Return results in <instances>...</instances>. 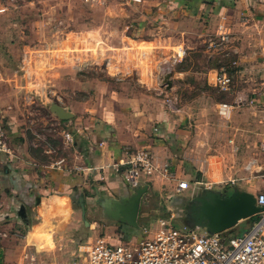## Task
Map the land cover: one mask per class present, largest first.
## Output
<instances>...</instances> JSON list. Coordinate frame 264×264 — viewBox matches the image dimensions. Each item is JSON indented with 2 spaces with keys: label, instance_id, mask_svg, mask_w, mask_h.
Returning <instances> with one entry per match:
<instances>
[{
  "label": "rangeland",
  "instance_id": "1",
  "mask_svg": "<svg viewBox=\"0 0 264 264\" xmlns=\"http://www.w3.org/2000/svg\"><path fill=\"white\" fill-rule=\"evenodd\" d=\"M124 1L106 0L105 4L110 2L112 6L110 13H102V7L98 5L103 2L90 5L83 0L16 1L0 12V70L4 71L0 102H4V110H14V127L29 142L38 159H44L43 150H50V156L45 158L55 163L58 157H66L72 151L68 144L65 145L63 131L59 136L65 121L55 114L56 107H60L62 112L76 114L81 112L84 104L100 108L108 102L113 106L112 101L122 102L120 100L125 97L139 94L153 100L159 104L171 129L177 130L180 139L177 157L182 159V164L188 163L199 173V180L196 183L191 181L192 185L184 192L188 202L180 206L169 204L167 199L163 200L156 193L154 200L148 198L146 203L154 209L150 213L154 222L144 226L151 228L158 219L169 220L171 224H189L193 219L187 206L191 194L201 195L207 189L229 193L243 187L256 191L257 186L264 184V155L258 145L264 121V26L247 28L240 36L230 30V36L217 46L220 48L217 51L206 46L211 35L202 41L192 29L187 37L193 40L186 53L173 64L174 72L154 77L157 87H147L146 91L138 94L139 82L134 75H124L118 70L111 74L107 71L111 65L96 58L105 49H114L116 65L125 58L119 59L116 49L127 18L124 13L120 15L119 7L132 6L137 2ZM105 18L112 20L106 30L100 25ZM89 22H92L91 26H88ZM72 28L77 31L75 39L78 42L72 45L69 40L62 44L57 42L65 33H71ZM104 34L109 36L107 42ZM91 36V42H86L85 38ZM164 48L168 50V47ZM72 50L79 53L88 51L94 57L86 59L84 54L79 60L75 55L70 56ZM141 62L148 65L151 72L160 64L167 63L160 59L153 64L147 58ZM220 67L233 79V86L226 93L215 89L210 80L213 69ZM55 69L65 76H69L68 71L72 70L74 78L81 84H76L79 87H74L72 92L39 91L40 87L57 85ZM238 88L248 97L233 106L232 91ZM220 102L231 105L228 115L222 116L217 112ZM9 118L6 113L0 116V125L7 140L12 129L6 122ZM184 167L178 168V175L189 178L183 172ZM72 205L77 207L76 202ZM171 212L175 214L171 216ZM248 224V219H241L223 233H241ZM201 228L206 230L204 226ZM26 230L27 221H21L15 230L10 226L4 231L13 232L12 238L9 237L10 243L22 237ZM36 261L35 264L47 263L41 256Z\"/></svg>",
  "mask_w": 264,
  "mask_h": 264
},
{
  "label": "crops",
  "instance_id": "2",
  "mask_svg": "<svg viewBox=\"0 0 264 264\" xmlns=\"http://www.w3.org/2000/svg\"><path fill=\"white\" fill-rule=\"evenodd\" d=\"M105 2L98 6L102 7V13H110L112 6L110 2ZM10 4L0 0V8H3L0 12ZM119 9L120 15L124 13L127 18L116 49L119 59L125 58L116 65L114 49H105L96 58L111 65L107 69L111 74L118 70L124 75H134L139 82L138 94L146 91L147 87H157L154 77L174 72L173 64L179 59L172 58L173 47L181 45L186 50L193 40L187 37L192 29L198 39L205 41L220 25L231 32H238L239 36L244 35L247 28L264 26V0H137L132 6H120ZM111 21L105 18L100 25L106 30L107 26H111ZM91 25L92 22H89L88 26ZM76 32L72 28L71 33H65L57 42L62 44L69 40L71 45L78 42ZM103 38L107 42L108 34H104ZM91 39L92 36L86 37L85 41L91 42ZM164 47H168V50ZM84 54L86 59L94 57L91 52L79 53L74 50L70 56L75 55L80 60ZM146 58L153 64L160 59L167 63L160 64L151 72L149 66L141 62ZM72 70L68 71L69 76H65L55 69L57 85L40 87L39 91L72 92L78 86L76 84H81L80 80L74 78ZM3 79L4 71L0 70V88ZM239 90L242 92V89ZM246 97L248 94H244V100ZM120 101H112L113 106H109L108 102L103 103L100 108L84 104L80 113L65 112L68 118L63 119L65 122L59 136L62 131L70 134L71 142L62 138L72 151L66 157H58L55 163L45 158L50 156V150H43L44 159H38L29 142L14 127V110H4V102H0V112L4 111L0 116L6 113L10 117L6 122L12 128L7 140L10 152L0 151V264H23L21 257L26 250L33 254L34 261L41 256L46 264H67L77 248L92 242L97 236L116 243L139 238L142 227L154 222L150 214L154 209L147 206L148 198L154 200L156 193L163 200L167 199L169 204L178 206L180 202L176 196L187 195L184 194L187 188L174 190L175 179L137 173L139 186H147L139 198L135 226L119 220L114 203L121 204L133 192L130 183L123 178V171L127 167L123 162L131 152L140 146L150 147L155 162L165 164L170 176H177L178 168L184 165L182 159L177 157L179 153L176 149L180 141L177 130L171 129L159 104L141 94ZM180 177L189 180V185H192L190 176ZM262 186L264 184L257 186L256 191L247 187L240 190L254 195ZM78 195L82 196L84 216L76 201ZM196 196L191 194L189 200ZM73 202L77 203L76 208ZM255 216L258 217L257 214ZM21 221H27L25 234L9 243L13 232L4 230H9L10 226H14L15 230ZM251 222L249 220V224Z\"/></svg>",
  "mask_w": 264,
  "mask_h": 264
},
{
  "label": "built area",
  "instance_id": "3",
  "mask_svg": "<svg viewBox=\"0 0 264 264\" xmlns=\"http://www.w3.org/2000/svg\"><path fill=\"white\" fill-rule=\"evenodd\" d=\"M5 1L13 4L24 0ZM103 1L83 0L90 5ZM230 33L224 26H218L217 31L207 39L206 46L215 51L219 50L217 46L226 41ZM173 51V59H179L186 53L181 45L173 47ZM210 80L215 89L222 93L229 92L233 86V79L222 67L213 70ZM232 93L231 105L244 101V93L241 90H233ZM231 105L220 102L217 105V112L226 116ZM62 136L66 142H71L68 132L63 131ZM258 145L264 155V121ZM0 151L10 152L6 133L1 125ZM123 163L127 164L123 178L133 189L139 187L137 173L149 177L162 175L175 179V191L184 190L189 186V180L170 176L165 164L158 165L151 155L150 147L140 146L131 152ZM254 199L255 205L261 207V210L256 213L257 219L248 224L241 233L226 236L224 231H206L195 225L171 224L169 220L158 219L155 226L142 227V235L139 238L116 243L97 236L92 242L77 248L67 264H264V186L254 194ZM21 258L23 264H35L33 254L27 250L22 253Z\"/></svg>",
  "mask_w": 264,
  "mask_h": 264
},
{
  "label": "water",
  "instance_id": "4",
  "mask_svg": "<svg viewBox=\"0 0 264 264\" xmlns=\"http://www.w3.org/2000/svg\"><path fill=\"white\" fill-rule=\"evenodd\" d=\"M54 112L62 119L68 118L67 113L62 112L60 107H56ZM146 186L141 185L134 188L132 195L121 204L114 203L116 214L121 222L135 226L139 198ZM76 201L81 215L84 216L82 196L78 195ZM187 206H189L193 217L188 225L204 226L206 231L215 232L229 229L241 219L255 215L261 210V207L255 205L254 195L244 189L234 190L228 194L207 189L201 195L192 198ZM84 223L86 224V221Z\"/></svg>",
  "mask_w": 264,
  "mask_h": 264
},
{
  "label": "trees",
  "instance_id": "5",
  "mask_svg": "<svg viewBox=\"0 0 264 264\" xmlns=\"http://www.w3.org/2000/svg\"><path fill=\"white\" fill-rule=\"evenodd\" d=\"M184 169H183V172L184 173H187L189 176H190V180L191 181H196V180H199V179H197L198 177H199V173L197 172V171H195V170H193L192 168H190V167H188V164L187 163H184ZM176 198L179 200V206H180V204L181 203H187L188 202V199L187 198H185V197H182V196H176ZM256 215V214H255ZM255 215H252V216H248V217H246V218H244V219H247V218H249V220L250 221H255V219H257L256 218V216ZM230 229H232V227L231 228H229V229H226V230H224V231H229ZM232 235H235V233L233 232V233H228V234H226V236H232Z\"/></svg>",
  "mask_w": 264,
  "mask_h": 264
}]
</instances>
